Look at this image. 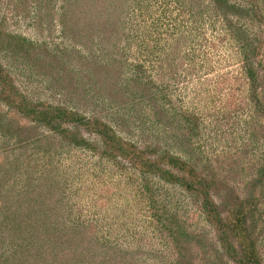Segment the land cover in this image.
I'll return each instance as SVG.
<instances>
[{
    "label": "rangeland",
    "instance_id": "rangeland-1",
    "mask_svg": "<svg viewBox=\"0 0 264 264\" xmlns=\"http://www.w3.org/2000/svg\"><path fill=\"white\" fill-rule=\"evenodd\" d=\"M231 1L241 11L225 17L211 0H0L14 90L0 95V264H240L246 241L227 250L192 193L142 169L166 153L213 186L223 218L246 203L264 264V20ZM24 102L91 126L64 124L65 138ZM97 120L136 162L109 154Z\"/></svg>",
    "mask_w": 264,
    "mask_h": 264
},
{
    "label": "trees",
    "instance_id": "trees-1",
    "mask_svg": "<svg viewBox=\"0 0 264 264\" xmlns=\"http://www.w3.org/2000/svg\"><path fill=\"white\" fill-rule=\"evenodd\" d=\"M214 4L213 6L216 9H220L223 15L226 17L229 13H239L241 10L238 5L231 0H211ZM249 5L246 7L245 13H250L253 15L254 19L261 21L264 20V0H247ZM251 54L255 56L257 52L255 49L251 51ZM262 60H259L261 63ZM246 73L249 78L251 84L255 85V81H257L258 70L254 66V63L251 61L245 63ZM7 75L3 73V70L0 69V95H5L6 93L13 92V88L8 86ZM257 84V82H256ZM9 88V91L7 89ZM10 96V95H9ZM3 99V97L1 98ZM8 101V98L7 100ZM23 103V102H22ZM24 107H21V111L26 112L27 114L31 113L34 117V120L42 123L44 126L48 128H53L54 130H59L60 134L65 138L68 137L67 129L61 127L64 124L69 123H79L82 126L89 127L90 121L86 120L83 116L79 115L76 112L65 110L62 108H56L53 112H49L47 110H40L36 106L33 107L28 102H24ZM94 132L98 134L106 143L108 147L109 154L116 157V151L121 153L126 157H130L131 161L136 162L138 160V153L131 146L123 143L118 137L115 131L112 128L107 126L106 124L100 122L99 120L94 122ZM91 126V125H90ZM90 128V127H89ZM69 138V137H68ZM74 145L78 147L82 144L86 145L84 139H71ZM129 146V147H128ZM111 147H113L111 149ZM131 148V149H130ZM182 155H187L189 151H185L186 149L178 148ZM113 152L115 154H113ZM130 153V154H129ZM130 155V156H129ZM179 154H161L151 159L141 160L144 162V167L142 169H148L147 171L158 174L165 182L170 184L178 183L179 186L184 188L189 193H192L194 196V202L200 204V209L202 215L208 223H212L215 227L218 241L227 248V250H231L234 253L233 242L231 241L233 238L240 239L241 242L246 241V244L242 246V259L240 260V264H256L258 263V254L254 250V243L251 238V229L250 223L248 221V211H246V203H242L238 206H234L232 210H230L229 214L223 218L222 217V209L219 205L213 201L212 193L213 186L207 180H199V181H187L185 176H180L181 171H184L186 168V160L180 158ZM177 168L180 173L176 171ZM264 168L259 170L260 175L264 174ZM188 172H195L194 168L189 167ZM204 182V183H203ZM251 195L247 194L245 198L246 201L250 200ZM226 202V201H224ZM227 203V202H226ZM176 234V235H175ZM172 235L173 240L177 242L176 246L180 250L185 249L184 245L185 239L183 238V233H175ZM231 238V239H230ZM181 253V251H180ZM187 254V253H186ZM186 254L181 253L180 261L177 264H187L189 260L186 258ZM190 259V258H189ZM207 262V261H206ZM88 264V263H86ZM188 264H193L188 262ZM209 264H212L209 262Z\"/></svg>",
    "mask_w": 264,
    "mask_h": 264
}]
</instances>
